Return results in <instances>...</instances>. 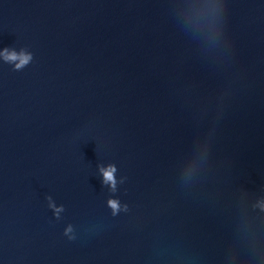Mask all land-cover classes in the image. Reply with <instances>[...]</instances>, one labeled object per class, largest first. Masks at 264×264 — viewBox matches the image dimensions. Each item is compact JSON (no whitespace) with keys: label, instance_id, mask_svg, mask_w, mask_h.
Returning a JSON list of instances; mask_svg holds the SVG:
<instances>
[{"label":"water","instance_id":"obj_1","mask_svg":"<svg viewBox=\"0 0 264 264\" xmlns=\"http://www.w3.org/2000/svg\"><path fill=\"white\" fill-rule=\"evenodd\" d=\"M0 264H264V0H0Z\"/></svg>","mask_w":264,"mask_h":264},{"label":"clouds","instance_id":"obj_2","mask_svg":"<svg viewBox=\"0 0 264 264\" xmlns=\"http://www.w3.org/2000/svg\"><path fill=\"white\" fill-rule=\"evenodd\" d=\"M7 59L15 60V59H17V57L15 55H11V56L7 57ZM27 61H28V57L21 58V64L17 65V67L18 68L21 67V65L26 64ZM114 171H115V168L114 167H110L106 172H104L105 181H110V182L113 183V185L115 183L114 177H113ZM109 205L113 209V213L115 214V212H116V210L118 208L117 203L115 201H109Z\"/></svg>","mask_w":264,"mask_h":264}]
</instances>
